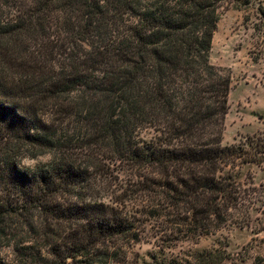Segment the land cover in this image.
I'll return each instance as SVG.
<instances>
[{"label": "trees", "instance_id": "obj_1", "mask_svg": "<svg viewBox=\"0 0 264 264\" xmlns=\"http://www.w3.org/2000/svg\"><path fill=\"white\" fill-rule=\"evenodd\" d=\"M228 8L264 54V0H0V264H118L137 215L163 241L248 223L263 203L225 171L264 146H222L230 77L209 61ZM20 149L50 160L21 169Z\"/></svg>", "mask_w": 264, "mask_h": 264}, {"label": "rangeland", "instance_id": "obj_2", "mask_svg": "<svg viewBox=\"0 0 264 264\" xmlns=\"http://www.w3.org/2000/svg\"><path fill=\"white\" fill-rule=\"evenodd\" d=\"M252 22L253 18L247 23L244 21L243 12L225 9L212 39L209 61L230 77L222 146L249 141L264 146V54H259L263 50L259 47L260 41L252 36ZM255 56H260L257 62H254ZM141 137L147 140L152 133L142 132ZM49 160V155L30 158L22 149L16 153V162L24 170H33ZM227 172L251 198H259L263 203L260 208L259 203L252 206L246 225L228 223L194 242L175 238L163 241L152 217L137 215L139 222L134 230L137 237L122 249V261L118 264H196L197 254H213L208 264H264V162L238 161L226 168ZM117 180L111 188L119 192L125 188L126 180L122 177ZM133 198L136 205L143 204L140 196ZM0 258L12 260L11 248H0Z\"/></svg>", "mask_w": 264, "mask_h": 264}]
</instances>
